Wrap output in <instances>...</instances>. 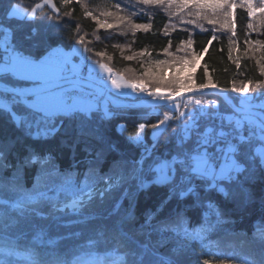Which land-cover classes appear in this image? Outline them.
Segmentation results:
<instances>
[{"label": "trees", "instance_id": "1", "mask_svg": "<svg viewBox=\"0 0 264 264\" xmlns=\"http://www.w3.org/2000/svg\"><path fill=\"white\" fill-rule=\"evenodd\" d=\"M40 0H0V21L16 28V38L20 39L32 29L40 33V43L38 47H29L28 52L33 58L39 59L49 50V46L58 48H71L79 44L86 57L97 64H104L115 72V77L120 74L128 81H135L141 78L149 60L166 59L163 54V47L169 46L175 53L176 47L181 39L191 37L194 41L193 47L196 52L207 44L208 38L213 35L212 25L206 20H197L196 24H189V9L169 8L164 5H142L137 0H52L55 8L44 6L35 12L34 17H24L25 22L21 23L19 19L8 21L5 14H8L10 6L14 3H20L26 7H31ZM181 0H173V3H180ZM191 3V0H186ZM259 6V0H254ZM116 5L120 6V15L131 20L132 23H149L152 27L145 31L137 29L133 32L127 23H120L114 19L113 15L105 16L103 13L117 12ZM85 10L92 12L99 17L101 22L107 20L113 27H100L92 19L84 15ZM259 10V9H258ZM59 16V19L53 17ZM231 19L234 20L235 35L228 28L216 26L215 35L217 39L210 46L206 53L197 57L195 72L193 74L196 83L204 81L203 64H207L211 72L213 81L218 85L217 88L225 90L230 98L236 104H240V99L236 92L232 90V82L236 85L243 81L249 88L255 100L264 101V89L255 87V82L264 80V75L259 72L257 61L264 58V51L257 48L253 51L245 41H260L264 43V17L257 15L254 18L247 16V9L239 6L231 10ZM254 22L256 27L248 29L247 25ZM169 28L167 36L164 34V28ZM79 36L84 37V41L79 40ZM236 41V48L232 51V57L240 56V67L233 63L229 57V46L232 40ZM144 49H147L149 55L136 56ZM26 52L25 54H28ZM103 53L102 56L96 53ZM75 57H78L75 55ZM132 57V59H127ZM86 71V70H85ZM192 71L191 66H185L182 75ZM109 73V72H108ZM107 73V76H108ZM0 78L9 83L8 74L0 73ZM251 81V84L248 82ZM28 85V84H24ZM148 86V85H146ZM167 91L168 89H161ZM111 92V91H110ZM235 92V93H234ZM120 99H132L131 96L111 92ZM186 104L185 112H193L195 109L203 108L208 110L219 109L220 114L225 116L226 112H233L224 100L215 93H204L193 95ZM202 103L197 105L195 101ZM104 109L102 106L94 105L89 111L76 109L69 113H58L53 117L59 131L43 148L54 152V165L58 175L54 177H45L37 184V174L29 170L22 175L19 185L22 191L16 190V185L9 184L10 174L5 171V182L0 184V200H13L20 195H35L37 192H46L53 185H61L64 181L70 180L75 184H83L85 174L89 172L90 161L101 151L106 152L107 145L105 140L114 142L121 150L120 154L127 159L126 163L131 164L139 159L143 148H138L128 137L136 133L140 123L152 124L157 120L164 118L167 112L172 121L171 128L183 124L188 117L181 108H169V105L158 107L157 114L154 107H113L110 104ZM178 109V110H177ZM6 110L0 109V128L7 126L8 116ZM17 114L23 115V106L16 108ZM183 117V119H182ZM167 121L165 126H168ZM234 122V118H233ZM202 125L215 126L220 130V120L217 118L208 119L205 117L201 121ZM118 125L123 127L124 135L118 130ZM224 131H229L228 122H224ZM46 127V125H41ZM171 130V129H170ZM9 132L17 140L16 151H23V144L28 143L23 133H16L11 129H5V135ZM144 137L149 149L153 147L151 142L150 130H146ZM163 139V138H161ZM177 137H173L175 141ZM259 138L252 134L249 136L247 155H252V148ZM165 141L154 151L159 159L168 156L171 143ZM163 155V156H159ZM116 154H110L109 157L101 162L97 171L103 175L108 171V166ZM8 160L15 165L17 157L16 152L9 154ZM249 166L256 164L257 172L254 173V179H246L242 176L240 179L252 194L251 198L244 202V195L240 184H233L234 195L230 200H225L222 195L216 192L207 194L213 201H216L223 211L222 223H216V217L210 215L209 223L215 224L214 228H209L202 233V239H197L191 244L184 253L185 264H264V238L260 233L264 232V170H261L259 161H248ZM121 169L117 168L114 174V181L119 178ZM247 176V174H245ZM131 182V181H130ZM201 199H205L203 188L199 189ZM166 193L165 188L153 186L147 194H141L136 201L129 207V201L117 193L114 197L101 202L96 197L91 205H87L76 213L68 211L51 212L53 204L61 208L62 205L76 196L71 191L48 192L49 196H56L54 201H44L38 207L40 216L33 213L35 224L44 233V242L32 246V236L25 239L21 237L20 255L17 257L19 264H32L35 260L37 264H121L126 259L127 249L115 240L109 238L108 241L99 240L95 245L90 244V239H99L96 233L101 230H107L111 237L112 230L118 229L128 237V247L140 252L158 250L159 255H164L174 244L175 233L171 231L175 225L166 223L167 216L160 217L159 220L153 218L149 223H145L144 212L153 208L155 203L163 198ZM121 205L118 212H113V205L116 200ZM211 211V210H209ZM51 212V214H50ZM129 212L132 213L129 217ZM85 217L90 219L85 221ZM84 221V222H81ZM184 226L193 229L206 227L204 223V212L202 210H193L189 208L185 217ZM186 243L188 241H185ZM30 249V252H29Z\"/></svg>", "mask_w": 264, "mask_h": 264}, {"label": "snow or ice", "instance_id": "2", "mask_svg": "<svg viewBox=\"0 0 264 264\" xmlns=\"http://www.w3.org/2000/svg\"><path fill=\"white\" fill-rule=\"evenodd\" d=\"M47 2L50 3L51 0ZM64 2L67 4L68 0ZM137 2L142 5L167 4L169 8H188L189 16L192 17L188 23L196 24L198 19L206 20L212 25L213 35L208 38L207 44L200 52L195 51L191 37L181 39L175 53L170 50L171 41H169V46L163 47L162 50L167 58L149 60L141 78L129 82V87L147 91L150 96L164 97L170 102L174 94L180 96L182 93H193L194 90L202 92L208 88L216 89L218 85L213 81L207 64L201 65L204 68V81L199 83L194 81L195 64L198 62L197 57L206 53L217 39L215 35L217 25L221 28H228L233 36L235 35L234 20L230 17L231 10L237 7L238 0H191L190 4L186 0L175 4L173 0H137ZM239 6L247 9V16L250 18L257 15L264 17V0H259V6L254 3V0H239ZM115 7L117 8L115 14L103 13V15H113L118 22L127 23L133 32L137 29L147 31L152 27L149 23H132L131 20L119 14L121 11L119 5ZM37 8L40 6L37 5ZM34 12L35 10L28 13L27 17L35 18ZM84 15L92 17L100 27H113L107 23V20L101 22L99 17L90 11L85 10ZM53 18L59 19V16ZM5 19L8 21L19 19L21 23L25 22L24 17L10 14H5ZM170 27L169 25L164 28L165 36L168 35ZM247 27L254 29L256 24L250 22ZM15 33L16 28L0 21V50H2L0 51V72L8 74L9 79L14 81L8 87L0 85V109L6 110L5 114L8 116L7 126L0 128V184L5 182L4 173L7 171L10 174L7 182L16 185L17 191H22L19 181L22 175L29 170L36 172L37 184L45 177L51 178L58 175L54 165V152L43 148L42 145L50 141L59 131L58 126L52 122L53 117L58 113L71 112L76 109L75 105L68 104L64 93L56 91V88L59 86L57 81L61 78V73L72 57L74 55L83 56V53L75 49L71 53H66L58 47L49 46L50 50L47 55L34 59L25 45L38 47L40 33L32 29L20 39L16 38ZM79 40L83 42L84 37L79 36ZM245 44L253 51L257 48L264 51V43L260 41H245ZM234 48H236L235 39L229 46V57L239 68L240 56L232 57ZM26 52L28 54H25ZM96 55L102 56L103 53L98 52ZM135 55L144 57L149 53L147 49H144ZM127 59H132V57H127ZM257 63L259 72L264 75V58L258 60ZM186 65L191 66L192 71L182 75ZM100 67L106 68V65L101 64ZM73 68L75 69L76 66L73 65ZM107 71L111 73L112 70L107 68ZM111 83L117 88L120 87L116 79H112ZM248 83L251 84V81ZM24 84L31 86H23ZM255 87L264 89V80L256 81ZM161 89L168 90L165 92ZM232 90L244 93L249 91V88L245 87L243 81L239 86L233 81ZM195 103L200 105L202 102L197 100ZM244 105L251 106V100L245 98L241 101V107L238 110L245 111ZM18 106H23V115L17 114ZM153 107L156 112L148 111L149 114L158 113V107L156 105ZM80 110L86 111L87 109L80 106ZM247 112V124L253 125L250 129L247 128V124L242 123L241 119H235L233 122L232 116L220 114L219 109L199 108L193 112H185L183 115L188 119L182 125L175 122L177 125L175 128H171L173 122L169 121L165 113L164 118L155 123H140L136 134L128 137L138 148H143L139 159L134 160L133 163H126L127 159L120 154L121 150L117 145L105 140L106 152L101 151L94 161L89 162V172L85 174L83 184H75L66 179L63 184L53 185L46 192H37L35 195L24 194L14 200L9 197L10 203L0 200V264H19L17 257L20 255L21 237L27 239L35 231L36 234L32 236V246L44 242L43 230L36 231L38 226L34 222L33 213L37 216L42 215L38 211L40 204L57 199L56 196H49L48 192L56 191L58 195L60 191H71L73 196L78 197L72 204H65L63 208L53 204L51 212L68 211L69 208L73 211L77 208L82 209L86 204L91 205L96 197L104 202L117 193L129 201L131 208L136 199L142 193L147 194L153 186L165 188L166 193L153 208L144 212L145 223L151 222L153 218L159 220L160 217L167 216L165 222L175 225L171 229L175 233L174 244L164 255H159L158 250L148 251L146 246H144L145 251L140 252L128 247L127 235L118 229L112 230L111 237L107 230L101 229L96 233L99 239H90L89 243L95 245L99 240L108 241L109 238L115 240L127 249L126 259L121 261V264H185L186 249L197 239H202L203 232L215 227V224L209 223L210 215L216 217L217 224L223 222L222 209L207 194L216 192L225 200H230L234 195L231 186L239 183L245 202L251 198L252 194L240 178L244 176L246 179H254L253 174L257 172L256 164L249 166L248 161H259L261 170H264V105H261L258 124L253 118L250 107ZM205 117L219 119L221 130L218 131L215 126L202 125L201 121ZM165 121H169L168 126H164ZM225 121L230 126L229 131L223 130ZM42 124L46 127L42 128ZM6 128L16 133H23L28 143H24V140L20 141L23 144L22 152L16 151L19 137H14L11 132L5 135ZM117 130L124 135L122 126L118 125ZM146 130H150L153 145L151 149L146 144L147 140L144 139V137L149 139L145 135ZM257 132L259 139L252 148V155L248 156L249 136ZM173 137L177 139L173 141ZM165 141L173 142L168 156L161 160L154 150ZM14 151L17 157L15 165L8 160L9 154ZM113 153L116 157L111 160L108 171L101 175L93 165L99 167L101 162H105ZM117 168L121 169V172L119 178L114 181L113 177ZM201 187L204 190L205 199L200 198L199 189ZM120 207L117 199L113 205V212H118ZM189 208L204 212L206 227L189 231V228L184 226ZM131 215L132 213L129 212V217ZM88 219L90 217H85V221ZM260 235L264 238V232ZM32 264H37V262L33 260Z\"/></svg>", "mask_w": 264, "mask_h": 264}, {"label": "rangeland", "instance_id": "3", "mask_svg": "<svg viewBox=\"0 0 264 264\" xmlns=\"http://www.w3.org/2000/svg\"><path fill=\"white\" fill-rule=\"evenodd\" d=\"M37 5H39L40 8H42L44 6H48L50 8H55V4L52 0L50 3L47 2V0H40V1L36 2L35 4H33L31 7H26L20 3H14L10 6V8L8 10V14L16 16V17H27L28 13H32L33 10H35V12H36L38 9H40V8H37ZM35 12H34V15H35ZM61 49L66 53H71V52H73L74 49L83 53V56L76 55L78 57H75V55H74L72 57L71 61L67 64V66L64 68L63 72L61 73V78H75V77L88 78V79L96 82L97 84L103 86V88L106 89L108 92L111 91V92L123 94L126 96L129 95V96H131L132 99L136 98V97L162 98V97H157V96L149 97L150 95L144 94V93L149 94V93H147V91L144 92V91H141L140 89H132L131 87H129L130 81H128L124 76L118 74L115 77L116 74L113 76L111 74L112 72L108 73V71H107L108 67L107 66H106V68H101L100 67L101 64H97V63L89 60L86 57V55L84 54L83 48L79 44H75L71 48H66V49L61 48ZM45 55H47V53ZM45 55H43V56H45ZM73 65L76 66L75 69L73 68ZM0 73H3V72H0ZM107 73H108V76H107ZM112 79L117 80V83L120 84L119 88H117L115 85H113L111 83ZM74 85H76V84H74ZM73 87H75V86H73ZM145 87H148V86L145 85ZM245 87L248 88L247 86H245ZM72 90L73 91H66L63 88L56 89V91L63 92L65 99L67 100L68 104L69 105H75L76 109L80 110V106H84L87 109L86 110V112H87L94 105L102 106L104 109H106L108 107L107 105L110 104L109 101L105 97H103L101 94H99V93H97L91 89H88L86 87L78 85L77 87L72 88ZM161 91H163V90H161ZM235 94L240 99V104H238L239 106H241V101H243L245 98L251 100V106L244 105L245 107L248 106V107H254V108L261 109V105H264V101H262V100L256 101L255 97L252 96L250 91H247L244 93H237L236 92ZM114 97L117 98L116 96H114ZM191 97L192 96H187V97L183 98L182 100H176V101L170 102L166 105H169V108H171V109L179 108L180 105L182 107L183 104H186V102H189V100H192V99H189ZM157 107H160V106H157ZM185 107L186 106H183V108H181L182 112H185V110L187 108V107L186 108ZM61 113H69V112H61ZM167 115H168V117H171L169 114H167ZM247 115H248V113L238 114L234 111L225 113V116H232L234 118V120L235 119H241L242 123L247 121V119H246ZM253 118L257 119L255 116H253ZM257 121L258 122H256V123L258 124L259 120H257ZM166 123H167V121H165V125H166ZM161 160H163V159H161ZM77 198L78 197H74V198L70 199L68 201V203H66V204H69V205L72 204V202ZM63 206L64 205H62L61 208H63ZM68 210H69V212L76 213L80 209L77 208L75 211H73L71 208H69Z\"/></svg>", "mask_w": 264, "mask_h": 264}, {"label": "water", "instance_id": "4", "mask_svg": "<svg viewBox=\"0 0 264 264\" xmlns=\"http://www.w3.org/2000/svg\"><path fill=\"white\" fill-rule=\"evenodd\" d=\"M57 83L59 86L56 89L61 88L66 85H71V84L72 85L76 84V85H80L88 89H91L101 94L103 97H105L109 101L110 105L113 107H139V106L152 107L154 105L161 106V105H166L170 103V101L168 99H165L164 97L162 98H139L136 100L115 98L110 92L104 89L101 85L87 78H78V77L61 78L57 81ZM0 85H3L5 87L11 86V84L3 81L1 78H0ZM23 86H31V85L28 84V85H23ZM209 92L219 95L224 100V102L227 104V106H229L231 110H233L234 112L240 113V114L248 113L247 112V109L249 108L248 106L246 107L243 106L245 108V111H239L238 109L241 106L234 103L232 98L228 96L227 92L220 88H216V89L208 88V89L203 90L202 92L200 90H194L193 93H182L180 96H175L174 94V97L172 98L171 102H174L176 100H182L183 98L187 96L200 95V94L209 93ZM250 108H251V113L253 114V116H255L259 120V117L261 116V109L254 108V107H250Z\"/></svg>", "mask_w": 264, "mask_h": 264}, {"label": "built area", "instance_id": "5", "mask_svg": "<svg viewBox=\"0 0 264 264\" xmlns=\"http://www.w3.org/2000/svg\"><path fill=\"white\" fill-rule=\"evenodd\" d=\"M0 51H2V50H0ZM113 76L115 75V72L114 71H112V73H111ZM67 91H73L72 89H70V90H67ZM66 92V91H65ZM144 92H146V91H144ZM148 93V92H147ZM145 95H149V94H146V93H144ZM72 95V94H71ZM149 97H151V96H149ZM136 98H141V97H136ZM247 124V123H246ZM251 127H253V125H251V124H247V128L248 129H250ZM254 137H256V138H259V136H258V132L257 133H253L252 134Z\"/></svg>", "mask_w": 264, "mask_h": 264}]
</instances>
